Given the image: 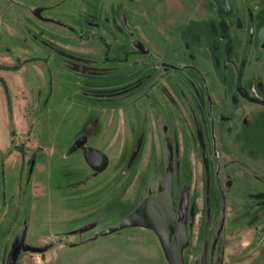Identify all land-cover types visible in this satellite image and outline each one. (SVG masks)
Instances as JSON below:
<instances>
[{"label":"rangeland","instance_id":"1","mask_svg":"<svg viewBox=\"0 0 264 264\" xmlns=\"http://www.w3.org/2000/svg\"><path fill=\"white\" fill-rule=\"evenodd\" d=\"M232 2L0 0V264H168L102 233L170 172L186 264H264V8Z\"/></svg>","mask_w":264,"mask_h":264},{"label":"water","instance_id":"2","mask_svg":"<svg viewBox=\"0 0 264 264\" xmlns=\"http://www.w3.org/2000/svg\"><path fill=\"white\" fill-rule=\"evenodd\" d=\"M43 9L39 8L34 15L41 21H50L42 16ZM142 54H147L148 49L139 41L134 44ZM166 69L174 68L164 65ZM89 166L94 170H102L107 165L106 156L97 150H90L86 155ZM173 174L167 175L164 189L159 193L148 196L139 207L126 218L117 228L109 229L102 236H109L132 228H143L153 231L159 238L168 264H186L184 252L189 245L188 229L183 221H178L176 205L172 193ZM91 225L84 230L92 229ZM51 246L36 248L23 244L13 253L10 264H16L20 251L23 253L44 254Z\"/></svg>","mask_w":264,"mask_h":264},{"label":"crops","instance_id":"3","mask_svg":"<svg viewBox=\"0 0 264 264\" xmlns=\"http://www.w3.org/2000/svg\"><path fill=\"white\" fill-rule=\"evenodd\" d=\"M232 1H234L237 5H238V7L240 8L241 7V5L243 6V7H246L248 10L245 12V15L246 14H248V17H249V15H250V17H249V19H251V17H252V14L254 13H252V11L249 9V7H254V8H256V14L255 15H257V12L259 13V11H263V8H264V0H251V2L250 3H248L247 4V1L246 0H228V2L230 3V5L232 6L233 5V2ZM246 1V2H245ZM235 6V5H234ZM263 7V8H262ZM233 12H235L234 11V9L232 10V13ZM240 15H241V17H242V14L240 13ZM238 16H239V14H238ZM235 18V17H234ZM235 19H237V20H235ZM234 20V23L235 22H237V24H239V26H240V24L242 23V19L239 17V18H235ZM43 22H49V21H43ZM261 44V43H260ZM259 44V45H260ZM260 47H261V45H260ZM231 143H226V145L225 146H231L230 145Z\"/></svg>","mask_w":264,"mask_h":264},{"label":"flooded vegetation","instance_id":"4","mask_svg":"<svg viewBox=\"0 0 264 264\" xmlns=\"http://www.w3.org/2000/svg\"><path fill=\"white\" fill-rule=\"evenodd\" d=\"M218 1H220V0H218ZM223 1H225V0H223ZM166 70V69H165ZM223 122H229L230 121V119L228 118V119H226V118H224V117H222V119H221ZM210 124H211V126H212V128H214V126H215V121H214V117H213V114H212V112H211V117H210ZM215 148H216V146H215ZM92 168V167H91ZM93 169V168H92ZM221 197L223 198V201L225 200L224 198H225V196L223 195V193H221ZM224 204V206H225V202L223 203Z\"/></svg>","mask_w":264,"mask_h":264}]
</instances>
